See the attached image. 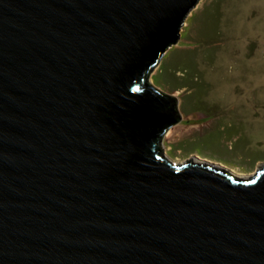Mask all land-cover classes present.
Listing matches in <instances>:
<instances>
[{"label": "water", "instance_id": "95a60500", "mask_svg": "<svg viewBox=\"0 0 264 264\" xmlns=\"http://www.w3.org/2000/svg\"><path fill=\"white\" fill-rule=\"evenodd\" d=\"M198 1L0 0V264H264V167L162 150Z\"/></svg>", "mask_w": 264, "mask_h": 264}, {"label": "rangeland", "instance_id": "374dc122", "mask_svg": "<svg viewBox=\"0 0 264 264\" xmlns=\"http://www.w3.org/2000/svg\"><path fill=\"white\" fill-rule=\"evenodd\" d=\"M182 33L150 74L181 98L162 150L252 177L264 167V0H199Z\"/></svg>", "mask_w": 264, "mask_h": 264}]
</instances>
